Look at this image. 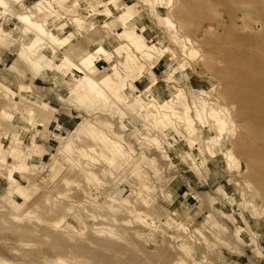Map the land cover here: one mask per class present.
<instances>
[{
	"label": "rangeland",
	"instance_id": "1",
	"mask_svg": "<svg viewBox=\"0 0 264 264\" xmlns=\"http://www.w3.org/2000/svg\"><path fill=\"white\" fill-rule=\"evenodd\" d=\"M4 1L0 264H264V0Z\"/></svg>",
	"mask_w": 264,
	"mask_h": 264
},
{
	"label": "bare ground",
	"instance_id": "2",
	"mask_svg": "<svg viewBox=\"0 0 264 264\" xmlns=\"http://www.w3.org/2000/svg\"><path fill=\"white\" fill-rule=\"evenodd\" d=\"M89 1V0H88ZM262 2V1H261ZM9 3V2H8ZM110 3H108V4H106V5H109ZM184 4V3H183ZM0 7L1 8H3V9H5V10H7L8 9V7H7V3L4 1V0H0ZM104 7H105V5H104ZM94 8V7H93ZM189 8V7H188ZM198 8V7H197ZM203 8V7H202ZM2 9V10H3ZM42 9V8H41ZM56 9V8H55ZM105 9V8H104ZM42 11V10H41ZM94 11L95 12H98V15H101V14H103V12L105 11V10H100V9H98V8H96V9H94ZM188 11V10H187ZM197 11V10H196ZM8 12H11L12 14H13V17H15V20L17 21V23H18V25H16V28H25V29H29L30 30V32H28V34H30L31 36H32V42L29 44V45H38L39 44V42H41L42 40H44L45 38H51V39H53V38H55L56 37V33L54 32V31H48V29H47V27H49V28H57V27H60L61 26V23H62V20H61V18L59 17V16H54L50 21H47V22H44V24H41V23H38V22H35V21H33L32 20V16H30V15H28V14H20V15H15L14 13H13V11H8ZM24 12V11H23ZM113 13H116V11H112ZM199 12H202V11H199ZM208 12V11H207ZM106 13H107V11H106ZM204 13V12H203ZM202 13V14H203ZM209 15H211V14H209ZM203 16H205V15H203ZM208 20V19H207ZM199 23V22H198ZM73 24V23H72ZM204 25V24H203ZM208 25V24H207ZM206 26V25H205ZM205 28V27H204ZM213 28V27H212ZM70 34V33H69ZM130 37H132V36H130ZM130 40L134 43V44H138V46H142L143 45V47H145L146 45H144V41L142 40V37L139 35V37H133V38H130ZM161 41V40H160ZM153 43V45H155L156 43H155V41L153 40L152 41ZM96 43V42H95ZM36 45V46H37ZM92 45V44H91ZM100 45H101V43H100ZM39 46V45H38ZM38 48V47H37ZM74 47H71L68 51H66L68 54H70L69 55V57H71V56H82L83 54L82 53H86V48L87 47H76L77 48V51H76V53L74 54H72L71 52H72V49H73ZM165 48V47H164ZM95 49V54L96 55H98V56H100V57H103V56H106L107 54H106V52H105V50H104V48L102 47V46H96V48H94ZM146 50V49H145ZM151 54H153V53H151ZM125 55V54H124ZM154 55V54H153ZM53 56V55H52ZM128 56V55H127ZM58 57V56H57ZM210 57V56H209ZM92 58V59H91ZM91 58H88L87 59V61H86V65H87V67L89 66V67H92V68H94V60H93V58H94V56H91ZM154 58V57H153ZM80 59H81V57H80ZM208 61V60H207ZM211 60H209V62H210ZM221 61H223V60H221ZM46 64H49V63H51V64H53L54 62H53V60H51V59H48V60H46V62H45ZM208 63V62H207ZM206 64V62L204 63V65ZM211 64V63H210ZM207 65V64H206ZM213 65H215V64H213ZM55 66H57V65H55ZM209 66V65H208ZM216 66V65H215ZM210 67V66H209ZM92 68L91 69H89L87 72H86V75H85V77L86 78H88V77H93L94 78V81H96V82H93V83H91L90 85H89V91H93V92H95V91H98V90H100V89H107V88H109L110 89V84H111V82H112V78H111V75L110 74H107V73H102L101 75H100V77H97L98 75L96 74V73H94V70H92ZM206 68H208V67H206ZM237 68V67H236ZM219 69V68H218ZM232 69V68H231ZM51 71H54L55 73H57L58 72V74H66L67 73V70H63V69H50ZM96 70V69H95ZM217 70V69H216ZM61 72V73H60ZM252 73V72H251ZM68 74V73H67ZM94 74V75H93ZM97 77V78H96ZM143 77V76H142ZM55 80H59V79H55ZM58 82V81H57ZM224 85V84H223ZM240 86V85H239ZM251 86V85H250ZM255 86V87H254ZM253 87H254V89H253V93H252V97H255V100H257L258 99V95L259 94H262V93H264L263 92V90H262V88L259 86V85H254ZM145 87H146V92H145V94H141L145 99H147V100H152V99H155V95L157 94V92H158V90H159V87L157 86V83L155 82V81H148V80H146L145 81ZM224 87V86H223ZM243 87V86H242ZM241 87V88H242ZM245 87V86H244ZM248 87V86H247ZM247 90H249V89H247ZM234 92V91H233ZM228 93V92H227ZM232 93V92H231ZM249 93V92H248ZM103 94V93H102ZM243 94V93H242ZM99 95H101V94H99ZM104 96V95H103ZM222 96H224L223 94H222ZM143 97H141L143 100H144V98ZM232 97V96H231ZM225 98V97H224ZM247 98V97H246ZM139 99H140V97H139ZM137 101V100H136ZM136 101H134V103L136 102ZM139 102V101H138ZM137 103V102H136ZM236 103V102H235ZM139 104V103H138ZM166 104V103H165ZM251 105V104H250ZM204 106V105H203ZM202 106V107H203ZM248 106V105H247ZM128 107H129V105H128ZM130 107H132V106H130ZM249 107V106H248ZM193 112V111H192ZM206 114V113H205ZM200 118V117H199ZM203 118V117H202ZM249 120V119H248ZM186 121H188V120H186ZM219 121H221V120H219ZM216 124V123H215ZM256 126V125H255ZM252 129V128H251ZM259 129V128H258ZM257 130V129H256ZM253 131V130H252ZM258 133V132H257ZM256 133V134H257ZM248 134H251L250 135V137L252 136L253 137V135H255L254 134V132H251V133H249L248 132ZM248 134H244V135H248ZM253 134V135H252ZM243 135V136H244ZM264 136V135H263ZM245 137V136H244ZM255 137V136H254ZM254 137H253V139H254ZM55 138L58 140V141H60L61 143H65L64 141L66 140V138L65 137H58V136H55ZM243 138V137H242ZM246 139V138H245ZM247 139H248V136H247ZM253 139H250V140H253ZM249 140V141H250ZM242 141V140H241ZM248 141V142H249ZM193 142V141H192ZM239 142V141H238ZM254 142V141H253ZM252 142V143H253ZM249 143H251V142H249ZM69 144V143H68ZM238 144V143H237ZM243 145H244V143H242ZM67 145V144H66ZM70 146V145H69ZM69 146H66V147H69ZM242 146V145H241ZM248 146V145H247ZM243 147V146H242ZM245 147V146H244ZM67 149V148H66ZM64 150V149H63ZM63 150L62 149H60V151L57 153V154H54L53 155V157H52V161L53 162H55V163H57L59 160H60V158H59V156H60V153H62L63 152ZM71 151V150H70ZM262 159V158H261ZM264 160V159H263ZM253 166H255V165H253ZM253 168V167H252ZM252 170V169H251ZM10 177H12V175H10Z\"/></svg>",
	"mask_w": 264,
	"mask_h": 264
}]
</instances>
